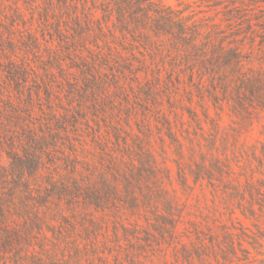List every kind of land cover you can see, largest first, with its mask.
<instances>
[{"label":"rangeland","instance_id":"374dc122","mask_svg":"<svg viewBox=\"0 0 264 264\" xmlns=\"http://www.w3.org/2000/svg\"><path fill=\"white\" fill-rule=\"evenodd\" d=\"M153 1L182 12L204 34L216 24L225 44L243 40L249 66L264 68L257 60L264 47L246 30L264 1ZM99 3L0 0V109L52 137L58 147L48 159L57 174L78 178L87 164H98L102 149L126 158L123 146L134 151L135 137L144 135L163 170V191L144 187V206L131 208L121 194L102 209H74L77 222L85 216L95 226V247L82 264H264V112L242 122L226 105L220 112L201 101L183 74L171 82L167 38L162 51L122 38ZM197 165L209 174L194 182ZM164 198L174 228L156 218L166 215Z\"/></svg>","mask_w":264,"mask_h":264},{"label":"trees","instance_id":"16d2710c","mask_svg":"<svg viewBox=\"0 0 264 264\" xmlns=\"http://www.w3.org/2000/svg\"><path fill=\"white\" fill-rule=\"evenodd\" d=\"M99 10L106 21L113 19L112 27L122 38L130 36L134 42L142 39L159 51L161 38H167L165 52L167 56L174 54L169 80L174 77L178 82L183 74L200 100L206 98L215 110L221 112L226 105L242 122L255 111L264 112V68L249 66L252 52L243 53V40L225 44L224 37H217L220 32L216 24L204 34L200 24L153 0H100ZM254 20H247L248 38L252 43L259 38L258 46L263 48L264 9ZM257 60L263 65L264 54ZM156 70L158 75L159 65ZM189 113L195 117L194 112ZM10 118L0 109V264H82L95 247V237L91 238L95 226L85 216L77 222L76 207L102 209L109 198L121 194L128 198L131 208L140 202L144 206V187L150 191L149 186L154 185L163 191L159 177L163 170L145 135L135 137L134 151L128 153L123 146L126 158H116L102 149L98 164H87L85 174L66 180L48 159L58 147L51 142L52 137L30 126L31 121L27 124ZM210 122L216 126L214 120ZM167 133L174 140L170 127ZM116 141L114 145L118 146V138ZM68 157H64L65 163ZM202 171L209 174L204 165L190 172L194 182L201 179ZM74 172L75 168L70 173ZM179 175L183 182L185 173L180 171ZM162 205L166 215L156 218L174 228L171 201L164 198Z\"/></svg>","mask_w":264,"mask_h":264}]
</instances>
